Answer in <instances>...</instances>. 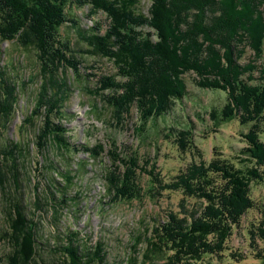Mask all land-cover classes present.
Returning <instances> with one entry per match:
<instances>
[{
	"label": "trees",
	"instance_id": "trees-1",
	"mask_svg": "<svg viewBox=\"0 0 264 264\" xmlns=\"http://www.w3.org/2000/svg\"><path fill=\"white\" fill-rule=\"evenodd\" d=\"M77 9L83 13L80 15ZM100 13L108 17L107 28L97 17ZM263 21L264 0H0V105H4L2 100L10 102L9 106L4 105L6 111L0 112V129L9 128L8 119L12 120L22 98L31 99L30 106L21 109L28 120L21 130L22 138H13L9 132L0 135V170L8 171L5 187H0L5 199L0 215L6 217V235L0 234V239L13 241L11 250L20 251L23 264H35L38 244L48 237L35 222L36 209H43L44 219L52 214L53 224L59 229L60 246L49 251L52 256L62 254V258H57L58 264H108L100 245L94 250L91 245L81 244L80 231H74V236L68 235L72 223L66 220L62 224L63 217L66 212L75 213L73 209L76 213L89 209L91 201L87 196L93 182L85 180L88 175L94 181L102 177L104 192L98 198L101 203L98 212L103 210L107 214L110 209H116L118 201L133 202L141 197L138 170H148V167H140L138 156L126 153L112 134L126 128L124 115L134 102L142 113L144 125L167 114L175 103L187 97L185 75L195 73V82L200 88L229 92L228 102L219 111L222 116L238 117L243 125L252 128L247 127L242 133L246 145L238 155L240 159L225 158L215 149L216 154L209 163L195 162L167 184L159 173L154 175L152 169L148 170L160 190H179L195 201L192 207L187 206L184 198L183 212L170 211L174 216L168 213L165 220L157 223L153 234L145 238L147 247L141 264H158V260L165 258L169 260L166 264H222L207 261L205 256H222L235 226L256 205L252 186L264 180V62L260 61L264 59ZM5 42L11 43L12 55L1 49ZM92 58L98 59L92 62ZM108 61L114 64L110 69L113 72L93 83L87 69L101 67L100 64ZM29 81L35 86L32 84L30 88ZM75 96L81 105H87L85 118L92 117L110 128L109 137L113 142L108 145L110 165L107 168L101 159L104 145L101 141L93 144L89 129L85 130L82 142L73 141L76 137L69 123L78 115L69 107ZM43 102L48 104V109L54 106L55 113L47 114L41 109L35 112ZM42 118L45 120L43 131L40 129ZM180 128L177 132L180 145H193L194 128ZM43 150L47 153L42 160L45 187L34 195L29 164L37 162L40 166L37 160L41 159H36V153L40 155ZM200 185L204 188H198ZM231 215L235 216L234 220ZM32 228L35 230L33 241L30 239L32 247L29 245L32 255L25 257L21 239L27 234L33 235ZM257 228L252 229L254 232L251 230L252 238L259 235L264 239V221ZM140 240L138 237L135 241ZM137 258L132 257L129 264H137Z\"/></svg>",
	"mask_w": 264,
	"mask_h": 264
},
{
	"label": "rangeland",
	"instance_id": "rangeland-1",
	"mask_svg": "<svg viewBox=\"0 0 264 264\" xmlns=\"http://www.w3.org/2000/svg\"><path fill=\"white\" fill-rule=\"evenodd\" d=\"M77 11H79L80 15L83 13L82 9H77ZM97 17L102 21L103 27L105 26L107 28L109 26V20L107 19L106 14L100 13ZM10 47H12L11 43L5 42L1 49L4 50V52H10L12 55L13 51ZM245 58L246 61L249 60V56H246ZM95 59L98 58H92V62H94ZM118 59L120 60V58ZM260 61L264 62V59L262 58ZM95 65L99 64L96 63ZM100 65L101 67L87 69L89 72H87V74H89L93 83L94 81L99 80L102 75H107L113 72L110 70L111 67L114 66L112 62L108 61L107 64ZM257 75H259V72H256V76ZM185 79L188 86L187 97L185 96L184 99L175 103L173 108L169 110L167 114L156 120L146 122L144 125L142 113L134 102L130 104L131 111L129 106L128 113L124 115V126L126 128L118 131V134L115 130H113L115 134L110 133V128L105 127L106 123L93 120L92 117L85 118L87 105H81L78 98L75 96L69 107L71 112L78 115V118H73L72 122L69 123V127L72 130L71 133L77 138L73 139V141L82 142L85 137V130L89 129L93 135L91 138L93 144L96 145L98 143L97 141H101L104 145L103 148H105V151L101 150L103 152L101 159L103 160V163H105L104 168H107V166L110 165V160L107 155L108 145L113 142L109 135L112 134L113 137L118 139L119 146H121V148L123 147V149L126 150V153L138 156V159L141 161H139L140 167L143 164V166L148 167V170L152 169L154 175L159 173L163 181L166 183L172 181L179 173L187 171V167L195 162L204 161L209 163L216 154L215 149L221 151L225 158L237 157L240 159L238 155L246 145L242 133L247 131L249 127L243 125L238 117L222 116L219 112L228 102L229 92L219 88H200L195 82L197 79L195 73L186 74ZM257 81L258 79L255 80V82ZM32 84L34 87L35 84L33 82H28L30 88ZM2 102L5 106H9L10 102H7V100H2ZM30 104L31 99L22 98L20 100L17 111L12 120L10 117L8 119V130L6 127L4 130L0 129V135H5V133L9 132V134L16 139L22 136L23 132L21 130L25 128L28 120H25L21 113V109L26 105L27 107L30 106ZM4 105H0V112L1 110L2 112L6 111ZM47 107L48 104L43 102L42 106H38V109L35 108V112H39V109H41L47 114L55 113L56 108L54 109V106L50 109ZM8 109L9 108H7V110ZM215 117L218 119H215ZM44 121V118H42L40 122L41 131L44 130ZM50 122H53L52 117ZM158 125L159 127L157 128L156 126ZM181 126L182 128L188 126L194 128V146L186 144L185 147H182L180 145L177 132L181 129ZM262 126V137L264 138V122L262 123ZM142 127H145L143 132H141ZM28 136H30V133ZM143 138L145 139V143H142ZM24 143L27 144L26 140H24ZM45 154L47 153H45L44 150L40 155L36 153V159H41L37 160L41 162L40 166L36 165L37 162L29 164L30 180L34 195L36 192H41L43 189L42 187H45V179L42 175V171L45 169V162L42 163V160L44 161L43 155ZM57 156L59 161H61L60 155ZM81 156L85 155L81 154ZM147 159L150 160V163ZM148 170L143 168L138 170V176L140 183L142 184V191L140 192L141 197L135 199L133 202L127 199L120 200L116 205V209H110L111 211L107 214L103 210L98 212L101 204L98 198L100 197V193L104 192V186L101 184L102 177L96 179L97 181H94L91 178L92 176L88 175L85 180H91L93 182L94 187H91L93 189L97 187L96 193H94L92 189L91 193L87 196V199L91 201L89 209H83L84 211L79 213H76L75 209H73L75 213L71 212L68 214L66 212V216L63 217L61 223L63 224L66 220L67 222L69 221V223H72V228L68 229L67 227L68 235L70 234L71 236H74V231H80L79 239L81 244L85 243V245H92V249L97 248L95 245L101 243L100 247H102V253H104L108 264H129L131 258L135 256L138 257L136 259L138 260L137 264H141L143 262V254L147 247V239L145 238L147 236L150 237L153 234V228L156 227L157 223L161 219L164 220L163 218L166 219L168 212L171 210L176 211L175 209H177V211H184L185 209L182 207L183 198H185V201L183 200V202L187 206L192 207L195 201L191 197L182 194L179 190H160L158 185H154L153 174L148 172ZM7 175L8 171L0 170L1 188H4L3 183L6 182ZM26 182H28V179H26ZM251 192L252 197L255 198L256 205L243 215L240 223L237 224V228L235 226L233 235L226 243L227 249L222 252V256H219L218 254L205 256L207 261L211 260L214 263L222 264H264V239L260 238L259 235L252 238L251 234L253 226L258 227L261 221H264V180L260 183H255L252 186ZM0 195L1 210L5 201L2 190H0ZM179 195L183 196L180 197ZM36 213L35 221L39 223L40 230H44L48 234V237L43 238L41 241L42 243L38 244L39 256L38 254L35 256L38 261H36L35 264H58L60 263V260H57V258H62V254L52 256L49 252L60 246L58 244V241L60 240L57 238L59 229L53 224L54 216L49 214V216H46L47 220H45L43 209H36ZM252 224L254 225L252 226ZM5 226L6 217L4 218L0 215V234L3 236L6 235ZM74 226L76 228L73 229ZM32 231L33 232L30 233L33 235L30 236L27 234L21 239L23 240L25 257L32 255V249L30 248L32 246L30 244L33 241V236H35V230L32 228ZM138 237H141L139 242L135 241ZM30 239H32V241H30ZM13 246L12 240L7 242L6 240L0 239V264H9V262L11 264H23L19 257L20 251H15V249L11 250ZM10 251L13 252L10 253ZM9 253L12 257L8 255ZM14 253L18 256H15ZM168 261L169 260L165 258L163 260H158L157 263L166 264Z\"/></svg>",
	"mask_w": 264,
	"mask_h": 264
},
{
	"label": "bare ground",
	"instance_id": "bare-ground-1",
	"mask_svg": "<svg viewBox=\"0 0 264 264\" xmlns=\"http://www.w3.org/2000/svg\"><path fill=\"white\" fill-rule=\"evenodd\" d=\"M209 1H210V0H209ZM260 1H262V0H260ZM187 2H188V1H187ZM202 2H203V1H202ZM226 2H227V1H226ZM176 4H177V3H176ZM194 4H195V3H194ZM254 4H257V3H254ZM254 4H253V6H254ZM70 5H71V4H70ZM219 5H220V4H219ZM73 6H74V5H73ZM73 6H72L71 8H73ZM196 6H197V5H196ZM256 6H257V5H256ZM69 7H70V6H69ZM220 7H221V6H220ZM91 8H92V7H91ZM202 8H203V7H202ZM252 8H253V7H252ZM200 9H201V8H200ZM218 9H219V8H218ZM256 9H257V8H256ZM258 9H259V8H258ZM2 10H3V9H2ZM200 11H202V10H200ZM241 11H242V10H241ZM252 11H253V10H252ZM252 11H251V12H252ZM259 11H261V10H259ZM4 12H5V11H4ZM12 12H13V10H12ZM222 12H223V11H222ZM244 12H245V11H244ZM244 12H243V13H244ZM253 12H254V11H253ZM10 13H11V12H10ZM92 13H94V12H92ZM194 13H195V12H194ZM196 13H198V12H196ZM200 13H201V12H200ZM88 14H89V13H88ZM258 14L261 15V13H258ZM25 15H27V14H25ZM196 15H197V14H196ZM224 15H225V14H224ZM242 15H243V14H242ZM218 16H219V15H217V18H218ZM220 16L222 17V15H220ZM251 16H252V15H251ZM8 17H9V16H8ZM150 17H151V16H150ZM214 17H216V16H214ZM261 17H262V16H261ZM107 18H108V17H107ZM197 18H198V17H197ZM219 18H220V17H219ZM219 18H218V19H219ZM256 18H257V16H256ZM17 19H18V18H17ZM211 19H212V17H211ZM221 19H222V18H221ZM223 19H226V18H223ZM227 19H228V18H227ZM259 19H260V18H259ZM96 20H97V19H96ZM215 20H216V19H215ZM201 21H202V19L200 20V22H201ZM223 21H225V20H223ZM226 21H227V20H226ZM229 21H230V20H229ZM241 22H242V21H241ZM12 23H13V22H12ZM16 23H17V22H16ZM32 23H33V22H32ZM97 23H98V22H97ZM214 23H215V22H214ZM214 23H213V24H214ZM243 23H244V22H243ZM261 23L263 24L264 21L261 22ZM21 24H22V23H21ZM33 24H34V23H33ZM35 24H36V23H35ZM216 24H217V23H216ZM223 24H224V23H223ZM95 25H96V24H95ZM98 25H99V24H98ZM194 25H196V24H195V21H194ZM206 25H207V24H206ZM30 26H31V25H30ZM42 26H43V25H42ZM113 26L115 27V25H113ZM220 26H221V24H220ZM262 26L264 27V25H262ZM9 27H10V26H9ZM222 27H223V26H222ZM248 27H249V26H248ZM3 28H5V27H3ZM6 28H7V27H6ZM10 28H11V27H10ZM17 28H18V27H17ZM36 28H37V26H36ZM43 28H44V27H43ZM94 28H95V27H94ZM97 28H98V27H97ZM111 28H112V27H111ZM206 28H207V26H206ZM214 28H215V27H214ZM225 28H226V27H225ZM229 28H230V27H229ZM7 29H8V28H7ZM22 29H23V28H22ZM34 29H35V27H34ZM190 29H191V28H190ZM1 30H2V28H1ZM139 30H140V29H139ZM192 30H194V29H192ZM140 31H141V30H140ZM185 31H186V30H185ZM177 32H178V31H177ZM181 32H182V31H181ZM183 32H184V31H183ZM187 32H188V31H187ZM235 32H236V31H235ZM216 33H218V32L216 31ZM228 33H229V32H228ZM228 33H226V34H228ZM12 34H13V33H12ZM62 34H63V33H62ZM190 34H191V33H190ZM190 34H189V35H190ZM221 34H222V33H221ZM224 34H225V33H224ZM237 34H238V32H237ZM60 35H61V34H60ZM89 35H90V34H89ZM255 35H256V34H255ZM49 36H50V35H49ZM187 36H188V35H187ZM224 36H226V35H224ZM7 37H8V36H7ZM50 37H51V36H50ZM88 37H89V36H88ZM252 37H253V36H252ZM53 38H54V37H53ZM189 38H190V36H189ZM194 38H196V37H194ZM217 38H219V37L217 36ZM236 38H237V37H236ZM238 38H239V37H238ZM255 38H256V37H255ZM258 38H259V37H258ZM75 39H76V38H75ZM192 39H193V38H192ZM214 39H216V38H214ZM219 40H220V39H219ZM221 40H222V37H221ZM255 40H256V39H255ZM223 41H225V38H224ZM259 41H260V40H259ZM259 41H257V42H259ZM138 42H139V41H138ZM202 42H204V41H202ZM214 42H217V40L214 41ZM221 42H222V41H221ZM35 43H36V42H35ZM64 43H66V42H64ZM64 43H63V44H64ZM74 43H75V42H74ZM209 43H210V42H209ZM209 43H208V44H209ZM225 43H226V42H225ZM246 43H247V42H246ZM50 44H51V43H50ZM60 44H61V43H60ZM227 44H228V43H227ZM47 45H48V44H47ZM66 45H67V44H66ZM73 45H74V44H73ZM250 45H251V44H250ZM50 46H51V45H50ZM50 46H49V47H50ZM61 46H62V45H61ZM75 46H76V45H75ZM207 46H208V45H207ZM211 47H212V46H211ZM54 48H55V47H54ZM60 48H61V47H60ZM74 48H75V47H74ZM74 48H73V50H74ZM109 49H110V48H109ZM211 49H212V48H211ZM44 50H45V49H44ZM84 50H85V49H84ZM89 50H90V49H89ZM112 50H113V49H112ZM196 50H197V49H196ZM150 51H151V50H150ZM193 51H194V49H193ZM214 51H215V50H214ZM216 51H217V50H216ZM255 51H256V50H255ZM45 52H46V51H45ZM53 52H54V50H53ZM55 52H56V51H55ZM190 52H191V51H190ZM56 53H57V52H56ZM60 53H61V52H60ZM60 53H59V54H60ZM121 53H122V52H121ZM139 53H141V52H139ZM213 53H214V52H213ZM61 54H62V53H61ZM141 54H142V53H141ZM189 54H190V53H189ZM195 55H196V54H195ZM205 55H206V54H205ZM142 56H143V55H142ZM53 57H54V56H53ZM59 57H60V56H59ZM196 57H197V56H196ZM123 58H124V57H123ZM126 58H127V57H126ZM138 58H139V57H138ZM76 59H77V58H76ZM207 59H208V57H207ZM213 59H214V57H213ZM65 60H67V59H65ZM115 60H116V59H115ZM149 60H150V59H149ZM196 60H197V59H196ZM202 61H203V60H202ZM69 62H70V61H69ZM129 62H131V61H129ZM58 63H59V62H58ZM73 63H74V62H73ZM187 63H188V62H187ZM196 63H198V62L196 61ZM219 63H220V62H219ZM15 64H16V63H15ZM63 64H64V63H63ZM132 64H133V63H132ZM140 64H141V63H140ZM189 64H190V63H189ZM191 64H192V63H191ZM191 64H190V65H191ZM49 65H50V64H49ZM185 65H186V64H185ZM194 65H195V64H194ZM201 65H203V63H202ZM258 65H259V64H258ZM84 66H85V65H84ZM86 66H87V65H86ZM184 67H185V66H184ZM36 68H37V67H36ZM211 68H212V67H211ZM118 70H119V69H118ZM151 70H152V69H151ZM246 70H247V69H246ZM63 71H64V70H63ZM63 71H62V72H63ZM152 71H153V70H152ZM207 71H208V70H207ZM209 71H210V68H209ZM212 71H213V69H212ZM263 71H264V70H263ZM83 72H84V71H83ZM142 73H143V72H142ZM260 73H261V72H260ZM213 74H214V72H213ZM182 75H183V74H182ZM41 76H42V75H41ZM103 76H104V75H103ZM262 76H264V75H262ZM105 77H108V76L106 75ZM140 77H141V76H140ZM180 77H182V76H180ZM180 77H179V78H180ZM210 77H211V76H210ZM62 78H63V77H62ZM135 80H136V79H135ZM180 80H181V79H180ZM155 81H157V80H155ZM46 82H47V80H46ZM105 82H106V81H105ZM214 82H215V81H214ZM133 83H134V82H133ZM125 85H126V84H125ZM221 85H222V84H221ZM133 86H134V85H133ZM145 86H146V85H145ZM218 86H219V85H218ZM140 87H142V86H140ZM224 87H225V86H224ZM134 89H135V88H134ZM47 90H48V89H47ZM95 91H96V90H95ZM140 91H141V90H140ZM256 94H257V92H256ZM256 94H255V95H256ZM114 97H115V96H114ZM154 97H155V96H153V98H154ZM134 98H135V97H134ZM146 99H147V98H146ZM127 100H128V99H127ZM143 102H144V101H143ZM154 103H155V102H154ZM151 107H152V109H153V106H151ZM147 108H149V106H148ZM142 109H143V108H142ZM149 109H150V108H149ZM149 109H148V110H149ZM152 109H151V110H152ZM155 109H156V108H155ZM99 111H100V110H99ZM237 112H238V111H237ZM30 113H31V112H30ZM41 113H42V112H41ZM133 116H134V115H133ZM241 116H242V115H241ZM255 116H256V115H255ZM26 117H27V115H26ZM30 117H31V116H30ZM133 118H134V117H133ZM46 122H47V121H46ZM111 123H112V122H111ZM24 125H25V124H24ZM243 127H245V126H243ZM261 127H262V126H261ZM245 128H246V127H245ZM250 128H252V127H250ZM250 128H249V129H250ZM259 128H260V127H259ZM247 130H248V129H247ZM252 130H253V129H252ZM255 131H256V130H255ZM259 133H260V132H259ZM257 134H258V133H257ZM38 135H39V134H38ZM37 137H38V136H37ZM16 142H17V141H16ZM6 143H7V142H6ZM15 144H16V143H15ZM15 144H14V145H15ZM110 149H111V148H109V150H110ZM111 153H112V152H111ZM129 156H130V155H129ZM60 157H61V156H60ZM119 158H120V157H119ZM122 160H123V159H122ZM122 160H121V161H122ZM92 161H93V160H92ZM257 161H259V160L257 159ZM191 162H192V161H191ZM244 163H245V162H244ZM257 163H258V162H257ZM142 165H143V164H142ZM252 165H253V164H252ZM137 166H138V165H137ZM141 167H142V166H141ZM256 167H257V166H256ZM205 169H206V168H205ZM202 170H203V169H202ZM204 171H205V170H204ZM204 171H203V172H204ZM148 172H149V171H148ZM214 172H215V171H214ZM123 173H124V172H123ZM2 176H3V175H2ZM112 176H114V175H112ZM198 176H199V175H198ZM46 177H47V176H46ZM199 177H200V176H199ZM114 178H115V177H114ZM195 179H196V177H195ZM195 179H194V180H195ZM202 179H203V178H202ZM204 179H205V178H204ZM194 180H193V182H195ZM196 180H197V179H196ZM205 180H206V179H205ZM237 180H238V179H237ZM237 180H234V181H237ZM185 181H186V180H185ZM185 181H184V183H187V182H188V181H187V182H185ZM190 181H191V180H190ZM190 181H189V182H190ZM202 181H204V180H202ZM202 181H201V184H202ZM214 181H215V180H214ZM189 182H188V183H189ZM191 182H192V181H191ZM206 182H207V181H206ZM239 182H240V180H239ZM195 183H196V182H195ZM197 183H198V182H197ZM197 183H196V184H197ZM199 183H200V182H199ZM209 183H210V182H209ZM241 183H242V182H240V184H241ZM152 184H153V183H152ZM155 184H156V183H155ZM155 184H154V185H155ZM166 184H167V183H166ZM189 184H190V183H189ZM196 184H195V185H196ZM205 184H206V183H205ZM214 184H216V183H213V185H214ZM220 184H221V183H220ZM220 184H218V185H220ZM240 184H239V185H240ZM2 185H3V184H2ZM156 185H157V184H156ZM222 185H223V184H222ZM163 186H165V185H163ZM187 186H188V185H187ZM189 186H190V185H189ZM198 186H199V185H198ZM200 186H201V185H200ZM225 186H226V185H225ZM225 186H224V187H225ZM4 187H5V186H4ZM165 187H166V186H165ZM190 187H191V186H190ZM227 187H228V185H227ZM121 188H122V187H121ZM187 188H188V187H187ZM198 188H204V187L201 186V187H198ZM219 188H220V187H219ZM225 188H226V187H225ZM199 190H200V189H199ZM199 190H198V191H199ZM221 190H222V188H221ZM244 190H245V189H244ZM119 191H120V190H119ZM132 192H133V191H132ZM156 192H157V190H156ZM156 192H155V193H156ZM218 192H219V191H218ZM218 192H217V194H218ZM222 192H223V191H222ZM226 192H227V191H226ZM229 192H230V191H229ZM115 193H116V192H115ZM150 193H151V192H150ZM202 193H203V191H202ZM227 193H228V192H227ZM227 193H226V194H227ZM233 193H234V192H233ZM129 194H130V193H129ZM153 194H154V193H153ZM200 194H201V192H200ZM204 194H206V193H204ZM219 194H220V193H219ZM226 194H225V195H226ZM39 195H40V194H39ZM185 195H186V194H185ZM209 195H210V193H209ZM0 196H1V195H0ZM179 196H180V195H179ZM181 196H183V195H181ZM181 196H180V197H181ZM221 197H222V196H221ZM223 197H225V196L223 195ZM235 197H236V196H235ZM235 197H233V198H235ZM188 198H189V197H188ZM227 198H228V197H227ZM183 199H184V198H183ZM190 199H191V198H190ZM35 200H36V199H35ZM193 200H194V198H193ZM211 200H212V199H211ZM184 201H185V200H184ZM221 201H222V200H221ZM231 202H232V201H231ZM232 203H233V202H232ZM209 205H210V204H209ZM214 205H215V204H214ZM214 205H213V206H214ZM204 206H205V205H204ZM216 206H217V204H216ZM196 207H197V206H196ZM207 207H208V206H207ZM214 207H215V206H214ZM223 207H225V206H223ZM217 208H218V207H217ZM226 208H227V207H226ZM183 209H184V208H183ZM194 209H195V208H194ZM202 209H203V207H202ZM227 209H228V208H227ZM232 209H233V207H232ZM175 210L177 211V209H175ZM181 210H182V209H181ZM204 210H205V209H204ZM229 210H231V209H229ZM171 211H172V210H171ZM176 211H175V212H176ZM191 211H192V209H191ZM231 211H232V210H231ZM165 212H166V211H165ZM182 212H183V211H182ZM194 212H195V211H194ZM200 212H201V211H200ZM228 212H229V211H228ZM32 213H33V211H32ZM168 213H169V212H168ZM179 213H180V211H179ZM179 213H177V214L179 215ZM201 213H203V212H201ZM224 213H225V212H224ZM239 213H240V211H239ZM239 213H238V214H239ZM169 214H171V213H169ZM173 214H174V213H172L171 216H174ZM183 214H184V213H183ZM198 214H199V213H198ZM229 214H230V213H229ZM234 214H235V213H234ZM178 215H176V216H178ZM204 215H205V214H204ZM225 215H226V214H225ZM255 215H256V214H255ZM171 216H170V217H171ZM181 216H182V215H181ZM183 216H184V215H183ZM202 216H203V215H202ZM231 216H232V215H231ZM162 217H163V216H162ZM227 217H228V214H227ZM233 217H235V216H232L231 218H233ZM172 218H174V217H172ZM179 218H180V216H179ZM202 218H203V217H202ZM222 218H223V217H222ZM224 218H225V217H224ZM86 219H87V218H86ZM169 219H170V218H169ZM164 220H165V218H164ZM233 220H234V218H233ZM168 221H169V220H168ZM168 221H167V222H168ZM224 221H225V220H224ZM224 221H223V222H224ZM236 221H237V220H236ZM252 221H253V220H252ZM35 222H36V221H35ZM225 222H226V221H225ZM227 222H228V221H227ZM230 222H231V221H230ZM254 222H255V221H254ZM254 222H252V223H254ZM32 224H33V223H32ZM222 224H223V223H222ZM230 224H231V223H230ZM163 225H164V224H163ZM165 225H166V224H165ZM253 225H254V224H252V226H253ZM256 225H258V224H256ZM167 226H168V225H167ZM227 226H228V225H227ZM164 227L166 228V226H164ZM164 227L162 226V228H164ZM224 227H225V225H224ZM250 227H251V226H250ZM254 227H255V226H253V229H254ZM258 227H259V226H258ZM225 228H226V227H225ZM225 228H224V229H225ZM229 228H230V227H229ZM236 228H237V226H236ZM256 228H257V227H256ZM159 229H160V228H159ZM220 229H221V228H220ZM222 229H223V228H222ZM224 229H223V230H224ZM232 229H233V228H232ZM251 229H252V228H251ZM257 229H258V228H257ZM148 230H149V229H148ZM236 230H237V229H236ZM161 231H162V230H161ZM226 231H227V230H226ZM252 231H253V230H252ZM254 231H255V230H254ZM254 231H253V232H254ZM253 232H252V234H253ZM232 233H233V232H232ZM256 233H257V231H256ZM144 234H145V233H144ZM260 235H261V234H260ZM254 236H255V235H254ZM95 238H96V237H95ZM222 239H223V238H222ZM254 239H255V238H254ZM95 240H96V239H95ZM97 241H98V240H97ZM102 243H103V242H102ZM98 244L100 245L101 243H98ZM98 244H96L95 246H98ZM91 246H92V245H91ZM193 246H194V245H193ZM193 246H192V248H193ZM198 246H200V245H198ZM233 246H234V245H233ZM103 247H104V246H103ZM195 247L197 248V246H195ZM195 247H194V250H195ZM40 248H41V247H40ZM101 248H102V247H100V249H101ZM192 248H191V249H192ZM135 249H136V248H135ZM139 249H140V248H139ZM94 250H95V249H94ZM192 250H193V249H192ZM196 250H197V249H196ZM25 251H26V249H25ZM188 251H191V250H188ZM251 251H252V250H251ZM97 252H98V251H97ZM193 252H194V251H193ZM120 253H121V252H120ZM182 253H183V252H182ZM184 253H188V252H184ZM194 253H196V252H194ZM197 253H198V251H197ZM165 254H166V253H165ZM119 255H120V254H119ZM141 255H142V253H141ZM193 255H194V254H193ZM196 255H198V254H196ZM139 256H140V255H139ZM187 256H189V255H187ZM124 257H125V256H124ZM124 257H123V258H124ZM193 257H194V256H193ZM120 258H121V257H120ZM129 258H130V257H129ZM180 258H184V259H186L185 257H180ZM191 258H192V257H191ZM195 258H196V256H195ZM199 259H200V258H199ZM133 263H134V262H133Z\"/></svg>",
	"mask_w": 264,
	"mask_h": 264
},
{
	"label": "water",
	"instance_id": "water-1",
	"mask_svg": "<svg viewBox=\"0 0 264 264\" xmlns=\"http://www.w3.org/2000/svg\"><path fill=\"white\" fill-rule=\"evenodd\" d=\"M172 264H181V263L178 262V263H172Z\"/></svg>",
	"mask_w": 264,
	"mask_h": 264
}]
</instances>
